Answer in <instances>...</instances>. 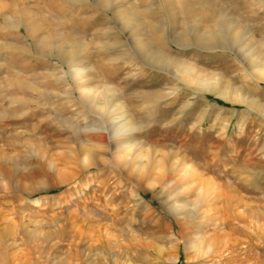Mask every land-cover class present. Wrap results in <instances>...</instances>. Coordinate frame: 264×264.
Segmentation results:
<instances>
[{"label": "rangeland", "instance_id": "1", "mask_svg": "<svg viewBox=\"0 0 264 264\" xmlns=\"http://www.w3.org/2000/svg\"><path fill=\"white\" fill-rule=\"evenodd\" d=\"M0 264H264V0H0Z\"/></svg>", "mask_w": 264, "mask_h": 264}, {"label": "bare ground", "instance_id": "2", "mask_svg": "<svg viewBox=\"0 0 264 264\" xmlns=\"http://www.w3.org/2000/svg\"><path fill=\"white\" fill-rule=\"evenodd\" d=\"M19 13V12H18ZM3 16H4V14H3ZM23 19V18H22ZM10 20H12V18H10L9 17V15L8 16H5V23H7V24H11L12 23V21H10ZM121 21V20H120ZM24 25V24H23ZM26 25V24H25ZM26 27H27V29L29 28L27 25H26ZM138 27V26H137ZM18 30L20 31V32H22V24H20V25H18ZM205 38V37H204ZM203 41H204V39H203ZM141 45V44H140ZM141 47V46H140ZM158 50V49H157ZM152 54V53H151ZM157 57H158V55H157ZM75 72H76V74H79L80 72H81V69H79V68H76L75 69ZM199 84L200 85H207V86H209V84L208 83H206V82H203V81H200L199 82ZM81 87V86H80ZM80 90V89H79ZM103 107V106H102ZM128 120V119H127ZM118 121V120H117ZM123 122V121H122ZM120 123V122H119ZM125 128H126V126H125V124H119L116 128H115V131H117V132H115V133H118V134H120V132L122 133L124 130H125ZM114 131V130H113ZM114 133V134H115ZM117 134V135H118ZM116 135V134H115ZM229 143V142H228Z\"/></svg>", "mask_w": 264, "mask_h": 264}]
</instances>
